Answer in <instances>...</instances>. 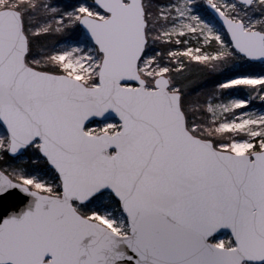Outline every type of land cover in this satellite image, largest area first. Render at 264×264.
<instances>
[{"label": "snow or ice", "instance_id": "6c2138e0", "mask_svg": "<svg viewBox=\"0 0 264 264\" xmlns=\"http://www.w3.org/2000/svg\"><path fill=\"white\" fill-rule=\"evenodd\" d=\"M0 264H264V0H0Z\"/></svg>", "mask_w": 264, "mask_h": 264}, {"label": "rangeland", "instance_id": "374dc122", "mask_svg": "<svg viewBox=\"0 0 264 264\" xmlns=\"http://www.w3.org/2000/svg\"><path fill=\"white\" fill-rule=\"evenodd\" d=\"M257 104L259 103V102H256Z\"/></svg>", "mask_w": 264, "mask_h": 264}]
</instances>
